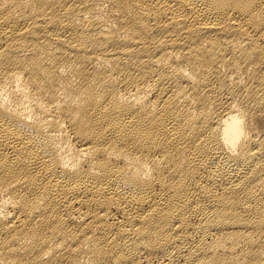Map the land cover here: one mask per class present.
Instances as JSON below:
<instances>
[{"label": "bare ground", "instance_id": "6f19581e", "mask_svg": "<svg viewBox=\"0 0 264 264\" xmlns=\"http://www.w3.org/2000/svg\"><path fill=\"white\" fill-rule=\"evenodd\" d=\"M0 264H264V0H0Z\"/></svg>", "mask_w": 264, "mask_h": 264}]
</instances>
